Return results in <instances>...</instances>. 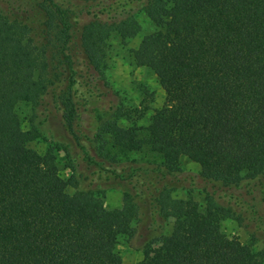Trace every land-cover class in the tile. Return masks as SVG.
Here are the masks:
<instances>
[{
  "label": "trees",
  "instance_id": "1",
  "mask_svg": "<svg viewBox=\"0 0 264 264\" xmlns=\"http://www.w3.org/2000/svg\"><path fill=\"white\" fill-rule=\"evenodd\" d=\"M109 4L97 3L79 39L93 91L109 83L111 35L126 40L141 30L131 8ZM38 6L45 14L42 45L32 35L31 10L16 0L0 2V264H124L117 245L133 234L138 215L131 191L125 188L118 208H108L93 189L68 193L76 182L59 172L61 141L43 153L30 147L40 131L25 129L16 111L19 102L48 92L50 49L52 61L60 58L72 71L64 98L70 129L81 118L71 88L74 61L65 52L74 12L58 0ZM139 11L158 28L141 38L133 57L154 71L166 101L144 127L121 123L127 114L121 104L99 115L85 133L95 161L113 164L148 149L168 173L185 157L214 184L264 175V0H147ZM158 201L175 224L137 264H264V254L222 231L231 209L211 193L205 206L167 189Z\"/></svg>",
  "mask_w": 264,
  "mask_h": 264
},
{
  "label": "rangeland",
  "instance_id": "2",
  "mask_svg": "<svg viewBox=\"0 0 264 264\" xmlns=\"http://www.w3.org/2000/svg\"><path fill=\"white\" fill-rule=\"evenodd\" d=\"M6 0H0V2ZM99 1L110 3L118 10L131 8L137 13L141 24L140 32L126 40L113 33L106 51V77L109 83L92 89L88 81L86 59L80 47V35L86 22L97 11ZM32 12V35L38 45L44 43V12L39 0H16ZM74 12L71 17L73 41L68 53L74 61L75 83L72 85L73 99L78 106L80 119L74 121L73 129L67 124L65 95L70 86L72 71L59 60L52 61L50 49L47 56L49 79L48 92L37 102H19L16 111L25 129L36 126L40 131L38 139L29 146L43 153L55 141L57 165L65 179H74L76 185H69L67 192L93 189L101 193L108 208L122 207L124 190H130L138 207L133 220L134 232L120 236L117 251L124 264H137L144 258L146 249L159 246L170 234L175 218L161 210L158 201L160 193L167 189L179 199H193L206 205V194L211 193L217 203L231 209L230 216L221 219L222 231L237 237L260 254H264V175L255 179L238 175L230 186L211 183L205 179L200 166L183 157L180 168L174 173L162 167L159 158L150 150L131 152L117 163H102L91 148L86 132L94 130L97 117L106 118L111 108L121 104L127 114L121 123L144 127L150 122L154 111L165 104V90L154 71L148 66L138 65L132 51L141 38L158 27L139 9L147 0H58ZM57 58V57H56ZM95 92V93H94Z\"/></svg>",
  "mask_w": 264,
  "mask_h": 264
}]
</instances>
